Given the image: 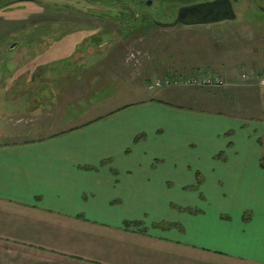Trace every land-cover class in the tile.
I'll use <instances>...</instances> for the list:
<instances>
[{
  "label": "crops",
  "instance_id": "obj_1",
  "mask_svg": "<svg viewBox=\"0 0 264 264\" xmlns=\"http://www.w3.org/2000/svg\"><path fill=\"white\" fill-rule=\"evenodd\" d=\"M172 87L0 143V264H264V92L229 117Z\"/></svg>",
  "mask_w": 264,
  "mask_h": 264
},
{
  "label": "rangeland",
  "instance_id": "obj_2",
  "mask_svg": "<svg viewBox=\"0 0 264 264\" xmlns=\"http://www.w3.org/2000/svg\"><path fill=\"white\" fill-rule=\"evenodd\" d=\"M122 1L128 5L119 11ZM122 1L0 0V143L47 133L28 131L41 122L91 117L81 115L87 110L94 117V110L114 111L136 93L174 89L148 85L175 76L210 74L225 84L177 85L203 100L177 98L174 105L235 117L244 104L245 116L255 113L251 96L263 97L264 85L240 75H258L254 66L264 60V0L236 1L234 20L171 28L157 23L174 21L176 8L190 0Z\"/></svg>",
  "mask_w": 264,
  "mask_h": 264
},
{
  "label": "water",
  "instance_id": "obj_3",
  "mask_svg": "<svg viewBox=\"0 0 264 264\" xmlns=\"http://www.w3.org/2000/svg\"><path fill=\"white\" fill-rule=\"evenodd\" d=\"M152 4V0L146 2ZM264 11V7L260 6ZM235 18V12L230 0H210L202 1L190 5H184L178 8L177 16L171 22H158V26L171 28L178 24L185 26L213 25L224 21H230Z\"/></svg>",
  "mask_w": 264,
  "mask_h": 264
},
{
  "label": "built area",
  "instance_id": "obj_4",
  "mask_svg": "<svg viewBox=\"0 0 264 264\" xmlns=\"http://www.w3.org/2000/svg\"><path fill=\"white\" fill-rule=\"evenodd\" d=\"M241 79L243 81H247L251 79V74L249 72H243L241 74ZM260 84L264 85V79L259 80ZM196 85V84H202L205 86H216L220 87L225 84V81L218 76H213L210 74H202L195 78H183L182 76H175V77H167L163 80H155L154 82L150 83L148 85L149 89H156L163 86H170V85Z\"/></svg>",
  "mask_w": 264,
  "mask_h": 264
},
{
  "label": "trees",
  "instance_id": "obj_5",
  "mask_svg": "<svg viewBox=\"0 0 264 264\" xmlns=\"http://www.w3.org/2000/svg\"><path fill=\"white\" fill-rule=\"evenodd\" d=\"M106 1H108V0H106ZM122 1V0H121ZM148 0H146L145 1V4H147L146 2H147ZM202 1H208V0H190L189 2H187L185 5H190V4H194V3H198V2H202ZM13 2H16V1H13ZM109 2H110V0H109ZM126 2V3H125ZM169 2H171V3H174L175 1L174 0H170ZM110 4H115V3H110ZM5 5H7V3L5 4ZM121 5V6H120ZM120 5L119 6H116V7H118V9H119V11H122V10H124V8H125V5H128L127 4V1H122L121 3H120ZM182 6H184V5H182ZM178 8L179 7H177L176 8V10H175V13H177V10H178ZM138 17H139V9L137 8V10H134V20L133 21H135L136 19H138ZM138 21H139V19H138ZM261 165L264 167V158H262L261 159ZM134 225L135 226H140L141 224H139V223H134ZM125 226H130V223H128V222H125Z\"/></svg>",
  "mask_w": 264,
  "mask_h": 264
},
{
  "label": "flooded vegetation",
  "instance_id": "obj_6",
  "mask_svg": "<svg viewBox=\"0 0 264 264\" xmlns=\"http://www.w3.org/2000/svg\"><path fill=\"white\" fill-rule=\"evenodd\" d=\"M208 1H210V0H208ZM230 1L232 2V7H233V9H234L235 2H236V1L238 2L239 0H230ZM234 12H235V11H234ZM176 16H177V13H176ZM175 19H176V17H175ZM175 19H174V20H175Z\"/></svg>",
  "mask_w": 264,
  "mask_h": 264
}]
</instances>
